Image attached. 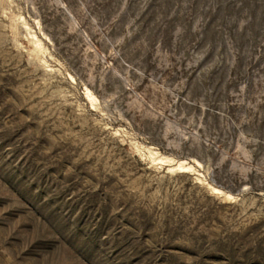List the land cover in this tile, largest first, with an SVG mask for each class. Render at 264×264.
I'll use <instances>...</instances> for the list:
<instances>
[{"label": "rangeland", "instance_id": "374dc122", "mask_svg": "<svg viewBox=\"0 0 264 264\" xmlns=\"http://www.w3.org/2000/svg\"><path fill=\"white\" fill-rule=\"evenodd\" d=\"M0 264H264V0H0Z\"/></svg>", "mask_w": 264, "mask_h": 264}]
</instances>
